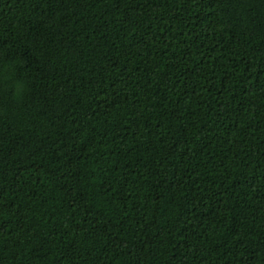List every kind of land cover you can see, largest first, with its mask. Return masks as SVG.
<instances>
[{
	"label": "trees",
	"instance_id": "1",
	"mask_svg": "<svg viewBox=\"0 0 264 264\" xmlns=\"http://www.w3.org/2000/svg\"><path fill=\"white\" fill-rule=\"evenodd\" d=\"M0 264H264V0H0Z\"/></svg>",
	"mask_w": 264,
	"mask_h": 264
}]
</instances>
